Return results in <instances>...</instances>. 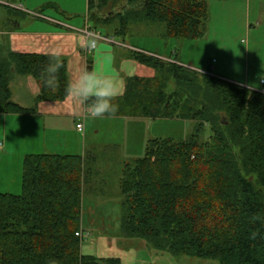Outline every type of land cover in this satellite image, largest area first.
Here are the masks:
<instances>
[{"label": "trees", "instance_id": "1", "mask_svg": "<svg viewBox=\"0 0 264 264\" xmlns=\"http://www.w3.org/2000/svg\"><path fill=\"white\" fill-rule=\"evenodd\" d=\"M208 17L207 0H88L91 28L116 25L121 39L134 22L163 23L169 38L199 39ZM129 56L156 75L128 77L114 116L182 119L194 126L184 138L151 137L143 156L124 161L122 235L175 257L264 264V92L178 58L139 50ZM60 60L52 91L42 76L54 62L51 54L3 46L0 113L35 111L13 100L10 83L17 75L36 79L37 101L66 99L67 59ZM93 158L92 151L25 156L21 194L0 192V264H122L118 257L82 253L83 197L92 188Z\"/></svg>", "mask_w": 264, "mask_h": 264}, {"label": "rangeland", "instance_id": "2", "mask_svg": "<svg viewBox=\"0 0 264 264\" xmlns=\"http://www.w3.org/2000/svg\"><path fill=\"white\" fill-rule=\"evenodd\" d=\"M15 9H31L43 2L41 12L65 18L69 16L67 0H10ZM209 17L205 22L203 37L199 39H176L165 36V25L158 22H134L125 37L127 43L180 58L186 65L246 86L263 89L260 79L264 77V0H207ZM12 4V3H11ZM79 8V0H74ZM70 4V5H71ZM82 5V4H80ZM16 6H21V9ZM25 6V7H23ZM1 9H4V7ZM84 17V13L80 15ZM106 32V28H101ZM119 38V37H118ZM121 39V38H120ZM108 119V120H107ZM99 128L90 130L88 140L96 143L87 151L94 152L90 167L94 171L92 188L83 197L84 221L91 218L92 209L122 213L119 178L125 160L145 154L146 136L186 137L192 132L190 120L159 118L152 126H134L132 120L107 118ZM136 121V120H134ZM150 121V120H149ZM14 129L8 126L9 146L0 145V192L21 194L24 158L32 152H40L45 136L24 134L22 121H15ZM84 124V122H82ZM141 127V128H140ZM140 128V129H139ZM3 126H0V142H3ZM49 137L47 138V140ZM106 144V146H101ZM111 144V145H107ZM101 146V147H100ZM114 220V219H113ZM164 264H220L218 260L190 256H173Z\"/></svg>", "mask_w": 264, "mask_h": 264}, {"label": "crops", "instance_id": "3", "mask_svg": "<svg viewBox=\"0 0 264 264\" xmlns=\"http://www.w3.org/2000/svg\"><path fill=\"white\" fill-rule=\"evenodd\" d=\"M73 2L74 0H67L69 16L59 18L41 12L39 6L43 2H37L38 4L31 6V9L23 8L22 10H27L23 12L12 6L18 3L0 0V49L8 44L12 51L19 53L52 54L54 51H59L60 57L67 59L70 83L77 78L83 68L91 67V70L118 76L121 92L119 96L125 91L128 77L152 78L156 75L153 67L131 58L130 50H139L166 59L173 58V56L159 54L154 50L136 46L127 43L125 39L118 38L113 32L116 25L105 27L106 32L100 28L98 31L103 38L99 39L97 47L90 51L88 42L91 39L83 32L88 25L91 27L88 19V0H79V8L75 6V9H70L69 6L74 7L71 4ZM82 13L84 17H80ZM178 62L186 65L180 58ZM186 66L190 67V65ZM10 87L15 102L26 108H33L35 111L28 114L0 113V126L2 125L4 130V135H2L4 140L0 142V145L3 149L9 146L8 126L11 125L14 129L16 119L22 121L24 134L33 133L45 136L40 152L32 153L80 155H85L89 147H95L96 143L88 140V134L94 128H99L97 132L101 131L100 126L107 118L129 119L132 120L134 126H146V124L152 126L151 121L157 120L127 116L86 118L85 105L70 96L62 101H37L40 86L30 75L15 76ZM80 122H84L82 131L77 128ZM146 136L143 135L142 142H148L151 138L150 136L147 139ZM101 146H106V144H101ZM121 216L119 209L116 212L92 209L91 218L96 217L97 220L91 219L86 223L82 213V233L85 237L82 243V253L98 257H118L122 264H164V259L173 261L170 253L151 248L144 239L123 236Z\"/></svg>", "mask_w": 264, "mask_h": 264}, {"label": "clouds", "instance_id": "4", "mask_svg": "<svg viewBox=\"0 0 264 264\" xmlns=\"http://www.w3.org/2000/svg\"><path fill=\"white\" fill-rule=\"evenodd\" d=\"M93 46L95 41L88 42ZM60 52L51 54L52 60L43 70V83L46 88L55 91L57 88V74L63 67ZM65 93L75 101L85 105L86 118H105L114 116L118 105L114 103L121 94L118 76L105 74L87 67L83 68L77 78L66 86Z\"/></svg>", "mask_w": 264, "mask_h": 264}, {"label": "built area", "instance_id": "5", "mask_svg": "<svg viewBox=\"0 0 264 264\" xmlns=\"http://www.w3.org/2000/svg\"><path fill=\"white\" fill-rule=\"evenodd\" d=\"M16 7L21 9V6ZM83 32L85 33L86 37L91 39V41H95L93 46H89L90 51L94 50L97 47L98 40L103 38L102 34L98 30L92 29L89 25L83 30ZM261 84L264 86V77L261 79ZM261 91L264 92V87L261 89ZM77 128L79 131L84 130V124L82 122L78 123ZM77 235L81 236L82 234L78 232Z\"/></svg>", "mask_w": 264, "mask_h": 264}]
</instances>
